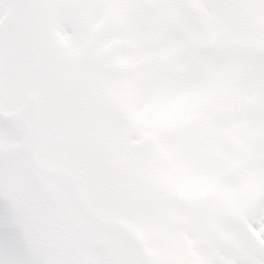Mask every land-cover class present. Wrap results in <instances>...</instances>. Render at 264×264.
Segmentation results:
<instances>
[{
    "label": "snow or ice",
    "instance_id": "snow-or-ice-1",
    "mask_svg": "<svg viewBox=\"0 0 264 264\" xmlns=\"http://www.w3.org/2000/svg\"><path fill=\"white\" fill-rule=\"evenodd\" d=\"M0 264H264V0H0Z\"/></svg>",
    "mask_w": 264,
    "mask_h": 264
}]
</instances>
